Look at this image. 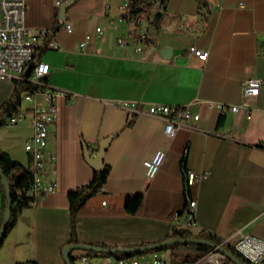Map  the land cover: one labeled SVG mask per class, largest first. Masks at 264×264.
<instances>
[{
	"label": "crops",
	"instance_id": "0c3cea01",
	"mask_svg": "<svg viewBox=\"0 0 264 264\" xmlns=\"http://www.w3.org/2000/svg\"><path fill=\"white\" fill-rule=\"evenodd\" d=\"M25 1L28 33L46 31L36 58L49 66L44 83L55 94L56 115L47 134V151L54 159L43 179L44 184L52 180L54 190L20 213L0 246V264H65L61 252L70 239L67 194L92 179L84 148L94 149V156L109 137L103 158L108 176L77 216V243L143 247L178 230L221 240L240 230L264 241V84L248 118L242 108L220 113L197 104L239 105L244 80L264 83V0H206L207 10L198 9L196 0H168L164 13L181 23L161 28L141 54L131 43L116 44L117 38L127 37L126 25L116 23L121 0H78L63 20L59 8L67 0ZM86 35L91 40L82 52ZM52 41L57 49L48 47ZM189 47L206 51V61L190 56ZM13 89V80H0V106ZM26 93L17 112L25 118L7 126L8 118L0 127V151L30 169L24 147L33 134L31 109L34 103H46L41 94L26 102ZM122 102L136 105L138 113L121 108ZM154 104L189 105L200 119L169 139L161 120L147 114ZM158 150L165 155L148 180L143 162ZM183 167L185 173H205L187 197ZM138 194L142 204L129 215L124 199ZM190 201H196L193 226L184 218ZM3 214L0 180V228Z\"/></svg>",
	"mask_w": 264,
	"mask_h": 264
},
{
	"label": "built area",
	"instance_id": "2783aa9c",
	"mask_svg": "<svg viewBox=\"0 0 264 264\" xmlns=\"http://www.w3.org/2000/svg\"><path fill=\"white\" fill-rule=\"evenodd\" d=\"M59 5V2H56ZM240 7L243 5L240 4ZM131 0H121L119 9L122 15L117 18L116 23H124L127 28V37L117 38L116 44L125 47L128 43L134 48L137 54H141L153 40V33L151 30V22L153 16L162 11L160 3L156 1L154 7L149 11L142 13L135 21L131 20L130 15ZM28 12V6L25 0H0V80H15L26 79L33 85L37 86V90L27 92L24 95L26 102H33L37 94L43 95L45 107L34 103L31 109L33 134L32 137L25 144V152L30 157L31 165L30 171L33 175V183L29 190V195L35 198L51 193L54 186L51 183L44 184L43 179L46 174V166L52 162L54 157L47 151V134L48 127L53 123L56 115V108L54 105L55 94L46 88L44 79L49 74V66L43 62L37 61L36 53L40 47V38L46 33L45 29H39L35 35H30L26 28L25 22ZM115 24V22H110ZM65 31L71 32L70 24L65 25ZM97 34H101V30H95ZM91 37L86 35L80 43V49L85 51L86 46L90 42ZM49 48L57 49V43L52 41L48 45ZM187 53L194 56L199 62L203 63L208 57L206 51L200 50L196 47H189ZM33 64V65H32ZM31 67L30 78H25L24 73L27 72L29 66ZM263 81L248 78L243 81L241 86V97L239 105L227 106L220 103L198 102L199 108H206L208 110H217L220 113L229 111L236 113L239 108L246 111L248 118L249 111L252 106L258 103ZM118 105L125 109L138 113L137 107L134 104L118 103ZM149 116L158 118L163 125L164 134L172 139L175 133L187 127L191 122H198L200 114L193 113L189 105L185 107L167 106L154 104L150 105L147 110ZM25 118L24 113H17L11 116L7 122V126H12L22 121ZM165 151L158 150L150 159L143 162L145 169V176L148 180L152 179L158 171ZM205 173L201 175L194 174L190 171L186 173V183L191 188H196ZM33 204V203H32ZM31 204V205H32ZM105 205V202L101 203ZM196 201H190L188 204V211L185 214V222L188 226H193L194 211ZM178 213L174 216L177 217ZM223 244H229L233 250L242 257L249 264H262L264 259V241L260 240L251 234L244 233L240 230L235 231L230 237L222 240L218 246L223 247ZM100 258L97 260L96 258ZM73 264H166L156 252H143L133 254L130 256H93L89 253L76 255L73 257ZM178 264H232L224 254L211 248V250L200 258L193 260H184Z\"/></svg>",
	"mask_w": 264,
	"mask_h": 264
},
{
	"label": "trees",
	"instance_id": "16d2710c",
	"mask_svg": "<svg viewBox=\"0 0 264 264\" xmlns=\"http://www.w3.org/2000/svg\"><path fill=\"white\" fill-rule=\"evenodd\" d=\"M156 1L160 3V6L162 7V11H158L153 16V20L150 24L151 30L153 33V39L161 28L165 26L173 25V24L179 26L181 23L178 17L167 16L164 13L168 0H131V7H130L131 20L135 21L142 13H145L149 11L151 8H153ZM196 2H197L198 9L207 10L206 0H196ZM31 72L32 70L30 68L26 73H24V77L27 79L30 78ZM13 84H14V89H13V92L10 98L7 99L4 103H2L0 106V127L5 124V121L8 118L17 114L19 106H20V102L22 99V94L24 92H33L37 90V86L33 85L26 79L13 80ZM184 163H185V160L183 158L182 164ZM0 169L9 184V197H10V204H11L10 220L6 226L3 239L0 242V246H1L7 234L14 227L20 213L24 209L31 207V204L35 201V197L32 195H29V190L33 183V175L28 167H24L19 162L12 160L7 153L0 151ZM108 171L109 169L107 166H104L101 170H93V175H92V179L90 182L76 189L75 191L69 192L67 194V200L69 204V229H70V239H69L68 244L77 243V241L75 240V227H76V222H77V216L81 212L85 204L93 196H95L97 193L101 191L106 181V178L108 176ZM183 176L186 179V173H185L184 167H183ZM189 188L190 187L187 185V183H185V192H184L185 197L188 196ZM2 191H3L4 211H5L6 197H5L3 185H2ZM141 204H142L141 194H138L132 197H125L124 210L127 214L134 215L140 208ZM189 238L193 239L189 231L178 230V231H173L169 236L165 237L163 240L157 243H160V242H163L169 239H189ZM195 239L207 241L215 245H220L222 243V240L217 238L216 236L212 234L203 233V232L198 233ZM157 243H153V244H157ZM147 245H151V244H147ZM177 245L178 244L164 246L158 249H154L151 251H145V252L164 251V250L172 249L174 246H177ZM185 246L193 247L192 249L196 254L195 258H200L206 255L211 250V247H208L205 245L186 244ZM223 247L226 250H228L231 254H233V256L238 258V260L241 263L249 264L233 250L231 245L223 244ZM89 254L93 256H103V255H96L93 253H89ZM121 256H130V255L121 254ZM70 262L71 264H73V257H70ZM19 264H36V263L26 262V263H19Z\"/></svg>",
	"mask_w": 264,
	"mask_h": 264
},
{
	"label": "water",
	"instance_id": "95a60500",
	"mask_svg": "<svg viewBox=\"0 0 264 264\" xmlns=\"http://www.w3.org/2000/svg\"><path fill=\"white\" fill-rule=\"evenodd\" d=\"M78 0H67L65 1L59 8V18L64 19V15L66 11L77 2ZM168 51L164 52V55H166ZM33 65V64H32ZM32 65L29 66L27 71L32 67ZM111 137L104 139L101 141L98 145V148L95 150L96 154L93 156L92 153L94 149H89L87 147L84 148V157L87 161V163L92 167L93 170H101L104 165H103V158L104 154L110 144ZM0 179H1V184L3 185L4 192H5V197H6V206H5V211L3 214V222L0 228V242L3 239L4 232L6 230V226L10 220V197H9V184L7 179L4 177L2 174V171L0 169ZM184 220V218H183ZM174 244H197V245H205L208 247L217 248L218 251H220L222 254L225 255V257L232 263V264H243L241 263L238 258L233 256L228 250H226L224 247L211 244L210 242L203 241V240H198V239H169L157 244H151L143 247H133V248H118V249H106L103 247H96V246H91V245H85V244H79V243H73V244H68L63 247L61 255L63 258V261L65 264H71L70 262V257L71 253L74 250H82L87 253H93L96 255H115L117 253L124 254V255H132V254H139L143 253L145 251H151L154 249H158L164 246H170ZM262 264H264V259L262 261Z\"/></svg>",
	"mask_w": 264,
	"mask_h": 264
},
{
	"label": "rangeland",
	"instance_id": "374dc122",
	"mask_svg": "<svg viewBox=\"0 0 264 264\" xmlns=\"http://www.w3.org/2000/svg\"><path fill=\"white\" fill-rule=\"evenodd\" d=\"M193 239L196 238L197 234L191 233ZM192 246H185L184 244H178L174 246L172 249L164 250L156 252L158 256L166 263V264H178L184 260H193L196 256L195 252L192 249ZM87 254V252L82 250H74L71 253V257H75L76 255ZM114 256H121L120 253L115 254ZM99 260L100 258H96Z\"/></svg>",
	"mask_w": 264,
	"mask_h": 264
}]
</instances>
